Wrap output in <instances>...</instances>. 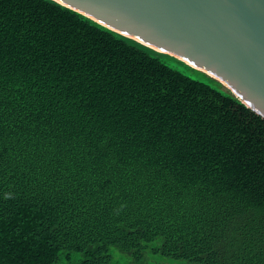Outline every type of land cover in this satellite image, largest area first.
Wrapping results in <instances>:
<instances>
[{
    "label": "trees",
    "instance_id": "obj_1",
    "mask_svg": "<svg viewBox=\"0 0 264 264\" xmlns=\"http://www.w3.org/2000/svg\"><path fill=\"white\" fill-rule=\"evenodd\" d=\"M178 64L0 0V264H264V115Z\"/></svg>",
    "mask_w": 264,
    "mask_h": 264
},
{
    "label": "water",
    "instance_id": "obj_2",
    "mask_svg": "<svg viewBox=\"0 0 264 264\" xmlns=\"http://www.w3.org/2000/svg\"><path fill=\"white\" fill-rule=\"evenodd\" d=\"M54 1L186 61L264 115V0Z\"/></svg>",
    "mask_w": 264,
    "mask_h": 264
},
{
    "label": "rangeland",
    "instance_id": "obj_3",
    "mask_svg": "<svg viewBox=\"0 0 264 264\" xmlns=\"http://www.w3.org/2000/svg\"><path fill=\"white\" fill-rule=\"evenodd\" d=\"M177 67L183 71L185 74L189 75L190 77L200 80L202 82H205L209 85H211L212 87H214L215 89L219 90L220 92L224 93V94H228L231 95L233 97H237L235 95H233L232 93L226 91L225 89L221 88L220 86L216 85L215 83H213L212 81H210L209 79H207L206 77L198 74L197 72L187 68L184 65H180L178 64ZM109 264H137V263H130L129 262V258L127 255L120 253L118 254ZM146 264V263H145ZM149 264H191L185 260H171V259H164V260H154L152 262H150Z\"/></svg>",
    "mask_w": 264,
    "mask_h": 264
}]
</instances>
